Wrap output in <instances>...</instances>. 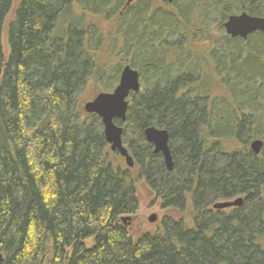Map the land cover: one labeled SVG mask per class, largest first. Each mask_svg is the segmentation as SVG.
I'll return each instance as SVG.
<instances>
[{
  "label": "trees",
  "instance_id": "trees-1",
  "mask_svg": "<svg viewBox=\"0 0 264 264\" xmlns=\"http://www.w3.org/2000/svg\"><path fill=\"white\" fill-rule=\"evenodd\" d=\"M14 1L0 0L1 264H264L263 34L248 37L245 53L223 51L220 61L214 44L213 52L211 44L192 51L189 41L216 33L190 25L175 1H162L174 12L154 0ZM211 3L219 33L233 14L264 17V0ZM184 26L194 33L185 36ZM253 35L263 48H250ZM172 38L179 40L166 45ZM208 54L226 68V96L199 85L191 65ZM129 55L139 57L129 66L142 86L128 99L126 121L115 124L136 174L112 162L100 119L78 102L91 79L101 85L115 74L103 83L112 89ZM250 107L247 123L242 109ZM148 127L168 132L173 171L145 141ZM253 140L263 142L258 155ZM140 180L172 214L134 240L122 218L138 209ZM237 198L239 207L212 208Z\"/></svg>",
  "mask_w": 264,
  "mask_h": 264
},
{
  "label": "rangeland",
  "instance_id": "rangeland-1",
  "mask_svg": "<svg viewBox=\"0 0 264 264\" xmlns=\"http://www.w3.org/2000/svg\"><path fill=\"white\" fill-rule=\"evenodd\" d=\"M174 1H175V7L177 4V7H180V9H182V8L185 9L183 11V13L184 14L186 13V16L188 18V23H190V25H191V23H193L192 25L196 26V28H198V29L204 28V29L210 30L214 34L216 33V36H213L211 41H198L195 43L189 41V43L193 44V48H191L193 52H198L200 54L204 53V52H206L205 50L208 49L207 46L210 44H211L210 46L212 47V49H211L212 52L215 50V49L213 50V44L215 45V48L217 46L219 47V54H220L219 60L221 59L223 51L228 53L229 55H235L239 50H242V49H243L242 50L243 53L246 52V51H244L245 50L244 46L246 44L245 41H243V43L238 42V41L237 42H235V41L231 42L232 40H230V38L226 35L223 27H222L223 31H221L219 33L217 27H219L220 16H219V13L216 11V9L214 7H212L213 5H215L214 3H211L213 0H199L200 2H197L198 0H174ZM17 2H18V0L14 1V6L16 5ZM169 5H171V4H169ZM192 5H197L198 7L191 9ZM154 7L161 8L163 11H167V12H174L172 10V8H174V5L173 6H164L162 4V1H160V0L155 1ZM233 15H239V14H233ZM190 25H188V26H190ZM106 28H107L106 32H108V34L112 35L113 29H114L113 24L111 26H109L107 24ZM186 29H187L186 26H184L183 27V33L185 36H186V33H188L189 35H190V33L191 34L194 33V32H189V31L186 32L187 31ZM5 30H6V27H5ZM5 30H4V46H5ZM225 36L228 37L230 41L226 40ZM177 40H179V38L178 39L172 38V39H168V41L165 43L168 46H174V43L177 42ZM184 42H186V41H184ZM248 44L251 46L250 48H252V47H257L259 49L263 48V45L261 43V39H259L255 35H253V39L250 42H248ZM200 50H203V51H200ZM262 53H264V52H262ZM261 56H263V54ZM172 59H173L172 56H169V60L172 61ZM133 62L134 63L139 62V57L136 58L134 55H129V57L127 58V64L126 65H130V63H133ZM201 62H202V64L200 62H198V64H197V61L194 60L192 65H191L193 67H196L197 72H199V74H198L199 76H197V77H199L198 80H200L199 85H202V81L204 83L206 82L205 86H207V84H208V86H210L209 89H210L211 94H213L214 96H222V95L226 96V93H228L229 90L225 87V84H224L225 82L221 79L222 76L223 77L226 76L225 75L226 74V68H224L223 65L221 66V64L219 65V63H217L215 61V59L213 60L211 58L210 54H208V57L202 59ZM215 63H216V65H215ZM261 63L264 64V58L262 59ZM239 65H240V63H235L234 66L229 70H231V72L234 73V71H236V69H237V66L239 67ZM123 66H125V65H123ZM134 70L138 71V73H139L138 69H134ZM114 75L115 74L105 76L106 80L103 83H107L108 80L110 83H112ZM146 76H147L148 81H146L144 83L145 85H147L148 82L150 81L149 75H146ZM119 77H120V75H119ZM119 77H118V79H119ZM139 80H140V89H141V86H142L141 73H139ZM230 80L232 83L233 81L231 78H230ZM103 83L100 85L95 79H91L88 82V84L86 85L82 94L78 98L79 105L82 108L86 103L92 101L97 95H99L101 93H112L118 84V82H117V84H115L112 87V89L106 91V90H104ZM256 85H257V87L260 86V82L258 81L256 83ZM146 87L147 86H145V88ZM260 89L262 92H264V86L263 85L260 86ZM256 105H258V104H256ZM256 105H254V106L256 107ZM225 108H226V104H220V106L215 107L216 111L222 115L224 114ZM252 108L253 107H250V109H245V108L242 109V111H245V113H246L247 117L245 119L247 120V123H250L249 117L252 116V114H254V111L252 110ZM127 137L130 140V133H128ZM124 146L128 150V153L133 158V162H134V157H133V154L131 153L130 149L126 145H124ZM233 146H234L233 143L228 142V144L225 145V148L230 149ZM110 152H111L110 158H111L112 162L115 165L124 168L126 166L124 158H122L118 153L112 152L111 150H110ZM173 163H174V161H173ZM133 169H134L133 172L136 174L137 170L135 167V162H134ZM136 191H137V199H138V209L135 212V214L130 216L131 220L129 221V224L127 227L130 236L134 240H137V238H139V237H141L147 233L156 232V230L160 226V223H161L163 217L166 216L167 214H172L171 211L163 210L161 208L159 201H157L155 199L154 195L151 193V191L146 186L144 181L140 180L139 182H137ZM152 215L156 216V221H154L153 223L148 221V219Z\"/></svg>",
  "mask_w": 264,
  "mask_h": 264
},
{
  "label": "water",
  "instance_id": "water-1",
  "mask_svg": "<svg viewBox=\"0 0 264 264\" xmlns=\"http://www.w3.org/2000/svg\"><path fill=\"white\" fill-rule=\"evenodd\" d=\"M139 0H127L126 6ZM158 1V0H155ZM172 4L174 0H160ZM223 28L227 36L231 39L239 38L246 41L248 37L254 33L261 32L264 36V17L250 16L247 13L232 15L228 17L223 24ZM140 92V80L138 71L126 65L120 72V77L116 88L112 93H101L92 101L83 106L85 113L96 115L102 124L105 140L112 152L118 153L125 160L128 168H133V158L129 155L122 140L123 128L115 124V120L121 123L126 121L128 109V99L131 94ZM145 141L153 147L154 154H160L163 158L167 171L174 169L172 154L169 148V134L166 130L148 127L144 130ZM263 147L261 140H254L250 144L251 151L258 155ZM242 198L232 201H224L215 203L212 208L214 210H225L241 206ZM130 216L123 217L122 222L128 227ZM149 222L156 221V216L152 215ZM3 256L0 254V264Z\"/></svg>",
  "mask_w": 264,
  "mask_h": 264
},
{
  "label": "flooded vegetation",
  "instance_id": "flooded-vegetation-1",
  "mask_svg": "<svg viewBox=\"0 0 264 264\" xmlns=\"http://www.w3.org/2000/svg\"><path fill=\"white\" fill-rule=\"evenodd\" d=\"M153 148V147H152ZM157 155H160V154H157Z\"/></svg>",
  "mask_w": 264,
  "mask_h": 264
},
{
  "label": "bare ground",
  "instance_id": "bare-ground-1",
  "mask_svg": "<svg viewBox=\"0 0 264 264\" xmlns=\"http://www.w3.org/2000/svg\"><path fill=\"white\" fill-rule=\"evenodd\" d=\"M166 168V167H165ZM167 170V169H166Z\"/></svg>",
  "mask_w": 264,
  "mask_h": 264
}]
</instances>
